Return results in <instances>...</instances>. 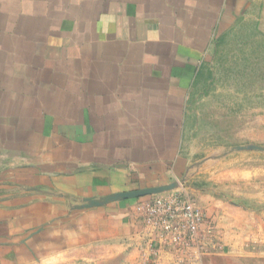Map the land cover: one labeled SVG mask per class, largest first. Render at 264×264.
<instances>
[{
  "label": "crops",
  "instance_id": "1",
  "mask_svg": "<svg viewBox=\"0 0 264 264\" xmlns=\"http://www.w3.org/2000/svg\"><path fill=\"white\" fill-rule=\"evenodd\" d=\"M255 1L0 0V246L40 227L43 241L122 240L137 264L202 261L162 243L135 205L192 198L190 95Z\"/></svg>",
  "mask_w": 264,
  "mask_h": 264
},
{
  "label": "rangeland",
  "instance_id": "2",
  "mask_svg": "<svg viewBox=\"0 0 264 264\" xmlns=\"http://www.w3.org/2000/svg\"><path fill=\"white\" fill-rule=\"evenodd\" d=\"M189 113L187 191L217 215L216 236L197 264H264V0L216 39ZM43 229L0 246V264H137L122 240L43 241Z\"/></svg>",
  "mask_w": 264,
  "mask_h": 264
},
{
  "label": "built area",
  "instance_id": "3",
  "mask_svg": "<svg viewBox=\"0 0 264 264\" xmlns=\"http://www.w3.org/2000/svg\"><path fill=\"white\" fill-rule=\"evenodd\" d=\"M134 211L144 227L178 253L205 250L216 236L214 222L185 194L152 196L138 202Z\"/></svg>",
  "mask_w": 264,
  "mask_h": 264
},
{
  "label": "water",
  "instance_id": "4",
  "mask_svg": "<svg viewBox=\"0 0 264 264\" xmlns=\"http://www.w3.org/2000/svg\"><path fill=\"white\" fill-rule=\"evenodd\" d=\"M154 193H157V190L148 189V190H142V191L135 192L133 194H130L128 197L141 198V197H146V196L153 195Z\"/></svg>",
  "mask_w": 264,
  "mask_h": 264
}]
</instances>
